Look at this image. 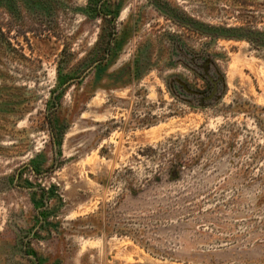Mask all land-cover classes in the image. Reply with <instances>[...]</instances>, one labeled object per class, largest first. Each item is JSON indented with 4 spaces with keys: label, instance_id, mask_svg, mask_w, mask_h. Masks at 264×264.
Listing matches in <instances>:
<instances>
[{
    "label": "rangeland",
    "instance_id": "374dc122",
    "mask_svg": "<svg viewBox=\"0 0 264 264\" xmlns=\"http://www.w3.org/2000/svg\"><path fill=\"white\" fill-rule=\"evenodd\" d=\"M0 264H264V0H0Z\"/></svg>",
    "mask_w": 264,
    "mask_h": 264
},
{
    "label": "trees",
    "instance_id": "16d2710c",
    "mask_svg": "<svg viewBox=\"0 0 264 264\" xmlns=\"http://www.w3.org/2000/svg\"><path fill=\"white\" fill-rule=\"evenodd\" d=\"M257 37H259V38H261L260 36H257ZM258 39V38H257ZM110 44H111V42H110ZM204 77H206V75H203ZM206 79H207V81H208V83H209V85H210V87H209V89L210 90H214V87H215V84L208 78V77H206ZM220 83H221V81H220V79H218V82H217V93L220 91Z\"/></svg>",
    "mask_w": 264,
    "mask_h": 264
}]
</instances>
